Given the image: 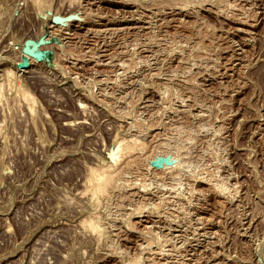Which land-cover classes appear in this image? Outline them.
<instances>
[{"label":"rangeland","instance_id":"rangeland-1","mask_svg":"<svg viewBox=\"0 0 264 264\" xmlns=\"http://www.w3.org/2000/svg\"><path fill=\"white\" fill-rule=\"evenodd\" d=\"M0 264H264V0H0Z\"/></svg>","mask_w":264,"mask_h":264},{"label":"water","instance_id":"water-1","mask_svg":"<svg viewBox=\"0 0 264 264\" xmlns=\"http://www.w3.org/2000/svg\"><path fill=\"white\" fill-rule=\"evenodd\" d=\"M45 42L44 38L39 39L38 41L29 39L25 42L24 45V52L37 60H42L43 53L40 50V46L43 45Z\"/></svg>","mask_w":264,"mask_h":264},{"label":"bare ground","instance_id":"bare-ground-1","mask_svg":"<svg viewBox=\"0 0 264 264\" xmlns=\"http://www.w3.org/2000/svg\"><path fill=\"white\" fill-rule=\"evenodd\" d=\"M95 172H97V171H95ZM95 172L93 171V173H95ZM101 173H102V172H101ZM91 176H92V175H91ZM94 176H95V175H93L92 177H90V178H91L90 181L92 180V178H95ZM96 178H97V177H96ZM103 178H107V177H103ZM98 179L100 180L101 178L98 176ZM93 180H94V179H93ZM93 180H92V181H93ZM99 180H98V181H99ZM104 180H105V179H104ZM94 182H95V180H94ZM96 182H97V181H96ZM98 183H99V182H98ZM99 184H101V183H99ZM96 185H97V184H96ZM95 187H96V186H95ZM97 187H98V188H101L102 185H101V186H97ZM103 187H104V185H103ZM104 188H105V187H104ZM104 188H103V189H104ZM93 190H94V188H93ZM98 190H102V188H101V189H98ZM95 191L98 192L97 189H95ZM94 193H95V192H94Z\"/></svg>","mask_w":264,"mask_h":264}]
</instances>
